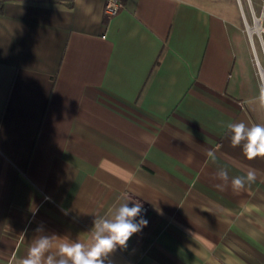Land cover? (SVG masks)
<instances>
[{
	"label": "crops",
	"instance_id": "0c3cea01",
	"mask_svg": "<svg viewBox=\"0 0 264 264\" xmlns=\"http://www.w3.org/2000/svg\"><path fill=\"white\" fill-rule=\"evenodd\" d=\"M204 1L0 0V264L125 202L148 224L105 264H264V157L226 127L264 125V78L238 13Z\"/></svg>",
	"mask_w": 264,
	"mask_h": 264
},
{
	"label": "clouds",
	"instance_id": "9594fccd",
	"mask_svg": "<svg viewBox=\"0 0 264 264\" xmlns=\"http://www.w3.org/2000/svg\"><path fill=\"white\" fill-rule=\"evenodd\" d=\"M226 127L231 133L232 146L242 145L248 160L264 157V125L249 127L239 122L229 123ZM208 155L213 156V153L209 152ZM216 176L225 182L229 177L226 169H220ZM256 178V171L249 169L246 176L232 177L231 186L234 191H239L244 189L246 183L255 182ZM143 211L140 202H134L131 207L127 202L121 204L110 216L94 221L90 239L83 243L62 240L55 235H38L19 264H105L109 254L117 247L125 248L129 239L147 226V219L141 215ZM36 231L42 232V226L37 227Z\"/></svg>",
	"mask_w": 264,
	"mask_h": 264
},
{
	"label": "rangeland",
	"instance_id": "374dc122",
	"mask_svg": "<svg viewBox=\"0 0 264 264\" xmlns=\"http://www.w3.org/2000/svg\"><path fill=\"white\" fill-rule=\"evenodd\" d=\"M204 2L213 6L217 5V2H222L224 7L230 5L238 13L243 30L247 35L249 34L246 28V22L251 26L254 25L255 17L262 18V26L264 28V0H206ZM261 34L262 35L260 36L257 32H254L252 40V43L255 46V51L253 52L255 54H253V57L256 56L255 65L257 71H259L258 65L264 67V31ZM256 107L258 119L260 122H263L264 110L259 103H256Z\"/></svg>",
	"mask_w": 264,
	"mask_h": 264
},
{
	"label": "built area",
	"instance_id": "2783aa9c",
	"mask_svg": "<svg viewBox=\"0 0 264 264\" xmlns=\"http://www.w3.org/2000/svg\"><path fill=\"white\" fill-rule=\"evenodd\" d=\"M123 7V0H105V13L108 17L116 15ZM143 209L146 210V207Z\"/></svg>",
	"mask_w": 264,
	"mask_h": 264
},
{
	"label": "bare ground",
	"instance_id": "6f19581e",
	"mask_svg": "<svg viewBox=\"0 0 264 264\" xmlns=\"http://www.w3.org/2000/svg\"><path fill=\"white\" fill-rule=\"evenodd\" d=\"M254 21H255V23L252 26L247 23L248 31L250 32V34H252V36H253L254 32H257L260 35L264 31V28L262 26V18L255 17ZM252 39H253V37H252ZM259 68H260L261 73L262 72L264 73V67L259 65Z\"/></svg>",
	"mask_w": 264,
	"mask_h": 264
},
{
	"label": "water",
	"instance_id": "95a60500",
	"mask_svg": "<svg viewBox=\"0 0 264 264\" xmlns=\"http://www.w3.org/2000/svg\"><path fill=\"white\" fill-rule=\"evenodd\" d=\"M246 28H247V31H248V25H247V22H246ZM248 34H249V37L252 39V34H250V32L248 31ZM262 34H260L261 36ZM262 77L264 78V73L262 72Z\"/></svg>",
	"mask_w": 264,
	"mask_h": 264
}]
</instances>
